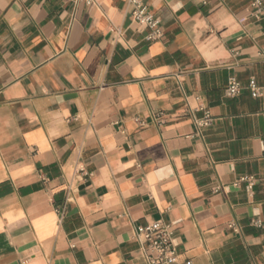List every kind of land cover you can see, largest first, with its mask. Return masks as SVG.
<instances>
[{
  "label": "crops",
  "instance_id": "obj_1",
  "mask_svg": "<svg viewBox=\"0 0 264 264\" xmlns=\"http://www.w3.org/2000/svg\"><path fill=\"white\" fill-rule=\"evenodd\" d=\"M142 1L158 41L128 0H0V264H147L135 231L155 221L181 263L264 264L247 87H264V19L253 0Z\"/></svg>",
  "mask_w": 264,
  "mask_h": 264
},
{
  "label": "built area",
  "instance_id": "obj_2",
  "mask_svg": "<svg viewBox=\"0 0 264 264\" xmlns=\"http://www.w3.org/2000/svg\"><path fill=\"white\" fill-rule=\"evenodd\" d=\"M93 0H87V3L92 4ZM132 7V20L141 27L149 29L150 34L147 37L149 42H155L163 37V28L161 20L150 12L148 6L142 0H128ZM255 17L257 19H264V4L263 0H253ZM253 98L264 97V87L258 85L257 81L251 79L247 85ZM243 87L241 83L232 77L226 89V95L229 98H236L241 95ZM159 121V118L157 119ZM213 120L211 116L206 113L204 119L197 120L198 127L206 128L211 126ZM137 123L144 127L147 123L141 119H137ZM81 170L77 171V175H82ZM248 183V189L251 190L254 181L252 178L243 177L237 181L233 186L239 187L242 183ZM219 189H217L218 191ZM61 216L64 215L63 210L59 211ZM251 225L256 228L264 227V220L255 217L251 220ZM136 237L143 243L144 252L147 264H189L181 263L180 257L175 245V231L171 224L163 221H155L146 226H140L135 231Z\"/></svg>",
  "mask_w": 264,
  "mask_h": 264
}]
</instances>
